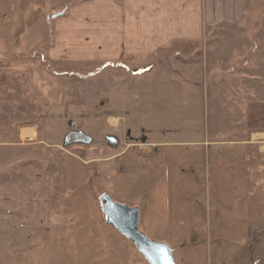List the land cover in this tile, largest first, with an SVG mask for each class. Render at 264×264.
Returning <instances> with one entry per match:
<instances>
[{"label": "rangeland", "instance_id": "rangeland-1", "mask_svg": "<svg viewBox=\"0 0 264 264\" xmlns=\"http://www.w3.org/2000/svg\"><path fill=\"white\" fill-rule=\"evenodd\" d=\"M5 1L11 7L0 26L14 29L11 41L33 30L44 38L33 51L0 59V264L89 263L91 254H79L83 241L72 234L78 217L68 205L70 176L83 162L99 165L103 192L94 193L101 206L100 197L112 195L116 169L104 161L127 149L165 156L171 186L197 194L194 212L205 226L212 198L221 211L245 198L248 154L255 163L264 159V0H241L236 19L212 22L211 2L185 0L181 20L185 12L198 26L202 19V36L176 40L175 32L170 44L148 49L147 41L171 36L163 29L177 15L171 1L151 0L149 28L133 35L140 48L117 62L89 63H55L49 51L57 22L95 0ZM26 128L36 131V141L23 142ZM249 172L258 177L261 170ZM92 184L98 189V181ZM240 212L225 213L227 222ZM133 248L134 263L149 264Z\"/></svg>", "mask_w": 264, "mask_h": 264}, {"label": "crops", "instance_id": "crops-1", "mask_svg": "<svg viewBox=\"0 0 264 264\" xmlns=\"http://www.w3.org/2000/svg\"><path fill=\"white\" fill-rule=\"evenodd\" d=\"M170 1L172 12L177 15L173 24L165 22L163 31L171 30V36L168 37L169 34L165 35L163 32L155 44L150 45L147 41L148 49H160L170 44V38L175 32L178 33L176 40L188 38L189 33L197 34V38L203 34V20L201 19L198 26L196 15L190 16V13L185 12V18L181 20L184 9L181 6L185 0ZM196 1L199 5L198 0ZM207 2H211L207 14L209 22L215 19L234 20L242 13L241 0H230L226 11L222 7L224 0H218L217 4L214 0ZM123 3L122 6H117L110 0H95L77 7L65 20L58 21L55 47L49 51L50 60L55 63L117 62L127 50L137 51L140 47L136 39L133 40V35L143 28H149L147 24L152 18L148 15L153 13V1L125 0ZM195 4L188 7L193 9ZM8 7H11L9 3L0 0V24H4L6 20ZM160 15L165 19L166 13L161 12ZM191 19L194 21L191 22ZM13 31V28L1 29L0 26L2 60L7 55L33 51L42 44L44 34L35 35L34 30L23 41L14 43L11 41ZM111 120L113 119H110V125L116 127L118 120H115V124ZM262 136L264 135H260L261 138ZM114 145L118 147L119 143ZM145 152L127 149L104 161L106 167L116 168L111 171L114 173L112 195H105L138 211L137 229L143 235L155 243L167 246L174 264H264V159L255 163L256 160L248 154L249 178L245 198L233 200L226 206V211H221L217 204L213 206L212 198L206 204V207L210 206L208 216L211 219L205 226L194 212L197 194L182 190L177 192L171 186L173 184L168 177L165 156H157L155 151L148 154ZM81 165L82 168L74 169L70 176L73 177L71 183L74 195L71 192L73 197L71 195L72 198L68 201L69 207L77 209L78 219L75 220V226L71 228L74 231L71 232L73 231L74 239L83 241L79 254H91V259H85L89 262L87 264H136L133 261L134 245L109 225L106 216L101 214V197L104 195L99 199L101 206L95 196L96 193L99 195L103 192L99 165L90 164V168L84 162ZM254 168L261 170L258 177L249 172ZM94 180L98 181L97 191L93 184L90 185ZM159 185L160 193L157 191ZM173 191L175 195L177 193V200L173 199ZM85 211L89 215H82ZM239 211L242 216L230 220L232 224L228 223L225 213L230 215L231 212L236 214ZM76 223H82V226L77 229Z\"/></svg>", "mask_w": 264, "mask_h": 264}, {"label": "water", "instance_id": "water-1", "mask_svg": "<svg viewBox=\"0 0 264 264\" xmlns=\"http://www.w3.org/2000/svg\"><path fill=\"white\" fill-rule=\"evenodd\" d=\"M77 139L85 143L91 141L89 137L79 136ZM102 205L109 225L132 242L149 264H174L171 251L167 246L153 242L137 229L138 211L136 209L119 204L108 195L102 198Z\"/></svg>", "mask_w": 264, "mask_h": 264}, {"label": "bare ground", "instance_id": "bare-ground-1", "mask_svg": "<svg viewBox=\"0 0 264 264\" xmlns=\"http://www.w3.org/2000/svg\"><path fill=\"white\" fill-rule=\"evenodd\" d=\"M111 122L113 123V124H115V120H111ZM33 130V129H32ZM34 131V130H33ZM31 131V128H26V130H25V135H24V139L23 138H21V136H20V139L22 140L23 139V142H34V141H36V138H34V133H36V131ZM31 132H33L32 133V135H30L31 134Z\"/></svg>", "mask_w": 264, "mask_h": 264}]
</instances>
